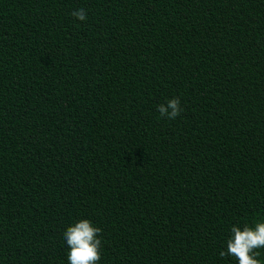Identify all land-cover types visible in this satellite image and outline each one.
<instances>
[{
    "label": "trees",
    "instance_id": "obj_1",
    "mask_svg": "<svg viewBox=\"0 0 264 264\" xmlns=\"http://www.w3.org/2000/svg\"><path fill=\"white\" fill-rule=\"evenodd\" d=\"M81 219L99 264H238L232 225L264 222V0H0V264H69Z\"/></svg>",
    "mask_w": 264,
    "mask_h": 264
},
{
    "label": "clouds",
    "instance_id": "obj_2",
    "mask_svg": "<svg viewBox=\"0 0 264 264\" xmlns=\"http://www.w3.org/2000/svg\"><path fill=\"white\" fill-rule=\"evenodd\" d=\"M71 15L80 21L87 20L85 9L74 10ZM170 109V111H169ZM161 117L175 119L182 108L178 97L167 100V104L158 105ZM102 232L100 227L93 226L88 219H81L71 225L64 232V239L69 246V264H99L101 254L99 249L102 247L101 239L98 238ZM232 236L227 240V250L219 252L220 257L231 256L238 260V264H261L256 259L260 255L256 249L264 248V222L257 221L252 227L244 224L242 227L232 225Z\"/></svg>",
    "mask_w": 264,
    "mask_h": 264
}]
</instances>
